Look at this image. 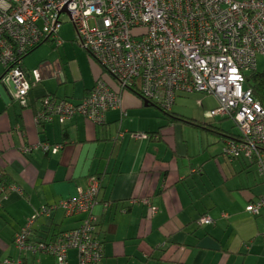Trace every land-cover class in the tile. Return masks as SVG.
I'll return each instance as SVG.
<instances>
[{"label": "crops", "instance_id": "1", "mask_svg": "<svg viewBox=\"0 0 264 264\" xmlns=\"http://www.w3.org/2000/svg\"><path fill=\"white\" fill-rule=\"evenodd\" d=\"M87 55L81 63L60 56L43 64L35 69L37 85L24 64L27 55L23 67L33 86L26 108L18 106L13 87L0 90V264H58L54 255L17 249L14 237L44 207L50 212L36 219L30 242H52L78 228L85 215L67 216L59 204L91 178L100 180L93 212L103 264H264V213L246 212L264 196L259 166L224 158L221 141L231 135L223 126L175 106L165 114L130 90L120 92ZM99 79L122 96V107L106 114L105 125L80 115L36 125L45 97L79 103ZM43 143L62 149L45 153ZM205 217L213 222L201 224ZM67 257L79 264L76 250Z\"/></svg>", "mask_w": 264, "mask_h": 264}, {"label": "built area", "instance_id": "2", "mask_svg": "<svg viewBox=\"0 0 264 264\" xmlns=\"http://www.w3.org/2000/svg\"><path fill=\"white\" fill-rule=\"evenodd\" d=\"M64 18L73 23L77 42L120 92L134 90L168 112L181 95L215 96L212 116L234 120L239 133L225 139L222 155L229 163L251 160L264 174V107L247 86L249 74L257 70V57H264V0H0V64L22 108L28 107L33 86L23 60L46 41L63 44L59 31ZM34 74L40 81V72ZM120 92L99 79L79 103L45 97L35 123L57 117L64 124L80 115L103 126L106 114L122 107ZM40 147L53 154L62 149L49 143ZM99 193L100 180L89 179L85 190L59 204L67 216L85 215L79 228L48 244L28 246L32 225L50 210L36 212L15 237L18 249L54 255L58 264H68L69 250H76L79 264H103L104 248L93 237ZM246 212L263 214L264 196L249 203ZM199 222L213 221L205 217Z\"/></svg>", "mask_w": 264, "mask_h": 264}, {"label": "rangeland", "instance_id": "3", "mask_svg": "<svg viewBox=\"0 0 264 264\" xmlns=\"http://www.w3.org/2000/svg\"><path fill=\"white\" fill-rule=\"evenodd\" d=\"M234 1H243V0H234ZM64 22L65 23L62 25L61 31L59 33L60 39L62 41L64 40L62 45L57 47V44L55 42L44 43L42 46H40L34 52L28 55L24 60L25 62L24 64L26 68H28V70H30V73H32L31 78L35 82H37L34 85H37L39 83L36 75L34 74L36 71L35 69H39V67L42 66L43 64L51 63L55 60H58L60 56L63 59H65L64 63H66L67 60H75V63H77L80 60L81 63L83 60V56L86 57L85 55H87L88 53L77 42V35L73 23L70 22L67 18H64ZM89 24L91 28L96 27V23L94 20H91ZM66 47L69 48L68 49L69 52L67 54L65 53ZM5 72H6L5 68L0 64V78L3 77ZM257 72L258 73L264 72V57L262 56L257 57ZM249 75H251V73ZM71 85H69L68 88H71ZM3 87L4 89L6 88L11 90L12 86L8 78H3V81L0 83V90ZM18 106H20L19 103ZM216 106H217V100L215 96L195 92L178 97L177 103L174 108L176 110L182 111L185 115L196 118L202 122L208 121V122H213L216 125L223 126L226 132H229L230 134H234V133L238 134V127L236 126L234 120L223 119L220 117L214 118L212 116V111ZM211 137L217 138L216 136H212V135ZM221 142L224 148L225 140ZM251 178H253L252 172H251Z\"/></svg>", "mask_w": 264, "mask_h": 264}, {"label": "trees", "instance_id": "4", "mask_svg": "<svg viewBox=\"0 0 264 264\" xmlns=\"http://www.w3.org/2000/svg\"><path fill=\"white\" fill-rule=\"evenodd\" d=\"M49 42H53V41H46V42H44V43H49ZM44 43H42L41 45H39V46H37L36 48H34L31 52H29V54L30 53H32V52H34L37 48H39L40 46H42ZM29 54H27V55H29ZM26 55V56H27ZM25 70V69H24ZM26 71V70H25ZM104 71V70H103ZM105 72V71H104ZM26 73L28 74V77L30 78V74L26 71ZM249 76H251V78H250V81H247V86L249 87V88H251L252 90H253V93H254V97H255V99L264 107V72L263 73H258L257 72V70L255 71V72H251V75H249ZM248 76V77H249ZM3 78H4V75H3V77H2V80H1V82L3 81ZM31 80V79H30ZM130 90V89H129ZM131 92H133V93H135L136 95H138L141 99H143L142 98V96L139 94V93H137L136 91H134V90H130ZM56 97V96H55ZM69 100V99H68ZM146 103H148V104H151V105H154V106H157V108L158 109H160V110H163V113H165V114H172V112H168V111H165L163 108H161L159 105H157V104H153V103H150V102H148V101H146L145 99H143ZM45 124H47V123H42V124H40L39 126H43V125H45ZM231 135V137L233 138V137H237L238 135H239V133L238 134H230ZM45 153H47V152H45ZM84 219V218H83ZM81 225V224H80ZM94 226H96V230H94L93 231V237L95 236V239L103 246V248H104V242L100 239V236H99V222L98 221H96V224L94 225ZM79 228V227H78ZM78 228H76V229H73V230H77ZM73 230H69V231H66V232H70V231H73ZM18 233H20V231L18 232ZM17 233V234H18ZM63 233H65V232H63ZM63 233H61V234H63ZM16 234V235H17ZM60 234V235H61ZM16 235H15V237H16ZM32 235H33V225H32V228H31V232H30V234L27 236V241H26V244L29 246V245H31V244H36V243H41V242H43V243H49V242H46V241H36V242H30V238L32 237ZM59 235V236H60ZM58 236V237H59ZM15 237H14V245H15V247L18 249V247H17V245H16V242H15ZM104 258H105V254H104Z\"/></svg>", "mask_w": 264, "mask_h": 264}, {"label": "water", "instance_id": "5", "mask_svg": "<svg viewBox=\"0 0 264 264\" xmlns=\"http://www.w3.org/2000/svg\"><path fill=\"white\" fill-rule=\"evenodd\" d=\"M250 78H251V76H249L247 79H248V81H250ZM1 80H2V77L0 78V82H1Z\"/></svg>", "mask_w": 264, "mask_h": 264}]
</instances>
